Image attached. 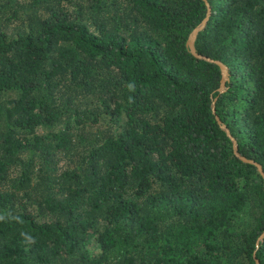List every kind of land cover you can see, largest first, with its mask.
Here are the masks:
<instances>
[{"label":"trees","instance_id":"trees-1","mask_svg":"<svg viewBox=\"0 0 264 264\" xmlns=\"http://www.w3.org/2000/svg\"><path fill=\"white\" fill-rule=\"evenodd\" d=\"M206 1L221 92L203 0H0V264H264V0Z\"/></svg>","mask_w":264,"mask_h":264},{"label":"water","instance_id":"water-1","mask_svg":"<svg viewBox=\"0 0 264 264\" xmlns=\"http://www.w3.org/2000/svg\"><path fill=\"white\" fill-rule=\"evenodd\" d=\"M203 2L205 5V15L202 17V19L195 26H193L190 29V31L188 32L187 37L185 39V44H186L189 52L193 56L198 57V58H202V59L210 61V62H213L218 66L220 75H219V80H218V85L216 87V90H217V92H221L224 89V82L227 79V66L221 60H219L217 58H211L209 56L199 54L195 50V47H194V40L196 37V33L199 29H201L204 26L206 19H207V16L209 14V4L206 0H203ZM214 99H215V97H212L211 102H210L211 112L213 113L214 118H215L216 122L218 123L219 127L224 130L225 134L230 139L232 152L242 161L249 162V163H252L255 165L257 171L263 177V189H264V174L261 170L260 165L256 161H254L253 159L247 158L237 151V145H236V142H235L233 136L229 133L227 127L220 121V119L218 118V116L216 115V113L214 111ZM263 234H264V225H263V229H262L261 233L258 235L257 239L260 240L262 238ZM254 261L256 263H258V259L256 257H254Z\"/></svg>","mask_w":264,"mask_h":264},{"label":"clouds","instance_id":"clouds-1","mask_svg":"<svg viewBox=\"0 0 264 264\" xmlns=\"http://www.w3.org/2000/svg\"><path fill=\"white\" fill-rule=\"evenodd\" d=\"M129 87H130V89H131V88H133V86H132V85H129Z\"/></svg>","mask_w":264,"mask_h":264}]
</instances>
